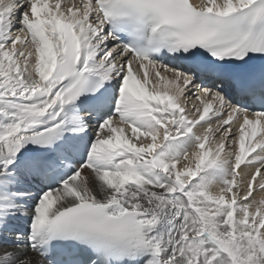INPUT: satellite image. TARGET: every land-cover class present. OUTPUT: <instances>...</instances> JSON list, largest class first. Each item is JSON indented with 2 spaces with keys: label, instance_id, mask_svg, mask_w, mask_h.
I'll list each match as a JSON object with an SVG mask.
<instances>
[{
  "label": "snow or ice",
  "instance_id": "snow-or-ice-1",
  "mask_svg": "<svg viewBox=\"0 0 264 264\" xmlns=\"http://www.w3.org/2000/svg\"><path fill=\"white\" fill-rule=\"evenodd\" d=\"M0 264H264V0H0Z\"/></svg>",
  "mask_w": 264,
  "mask_h": 264
}]
</instances>
